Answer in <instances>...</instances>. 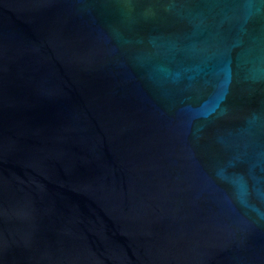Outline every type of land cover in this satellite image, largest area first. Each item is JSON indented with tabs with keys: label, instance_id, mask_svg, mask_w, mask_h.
Returning <instances> with one entry per match:
<instances>
[{
	"label": "water",
	"instance_id": "obj_1",
	"mask_svg": "<svg viewBox=\"0 0 264 264\" xmlns=\"http://www.w3.org/2000/svg\"><path fill=\"white\" fill-rule=\"evenodd\" d=\"M0 264H264V0H0Z\"/></svg>",
	"mask_w": 264,
	"mask_h": 264
}]
</instances>
